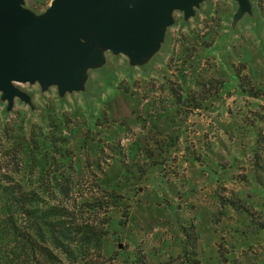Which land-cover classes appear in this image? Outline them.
I'll use <instances>...</instances> for the list:
<instances>
[{"label": "rangeland", "instance_id": "374dc122", "mask_svg": "<svg viewBox=\"0 0 264 264\" xmlns=\"http://www.w3.org/2000/svg\"><path fill=\"white\" fill-rule=\"evenodd\" d=\"M50 1L23 0V6L38 15ZM249 1L248 10L241 14L236 0H200L187 18L182 11H174L172 23L166 26L157 48L136 64L122 54L101 49L103 58L98 65L83 68L85 76L81 86L65 93L64 103L58 101L55 85L45 90L37 82L15 85L31 98L36 110L62 111L78 127V137L71 139L68 148L74 152L73 164L80 183L77 194L81 195L92 191V172L99 179L100 170H107L108 165L117 162L111 151V138L117 136L119 146L128 149L133 136L139 132L140 124L133 120L136 99H143L147 94L148 100L165 99L169 105L168 92L160 86L161 82H170L168 88L181 87L183 96L194 95L201 103L198 109L182 107L187 115L184 126L190 130L189 138H196L200 143L193 147L207 154L203 142L214 144L215 152L228 164L231 159L236 160L235 167L213 176L205 165L187 164L180 158L178 175L169 173L168 178L175 182L180 194H185L179 199H186L179 200L166 189L162 190L174 198L173 202L181 201L188 207L178 208L177 217L164 208V203L158 202L153 195L155 187L150 183L138 186L139 194H132L131 190L130 200L119 204L120 208L108 210L107 215L114 220L119 217L128 220L118 249L123 246L137 252L145 258V264L157 261L182 264L184 259L179 255L184 237L179 224L190 219L198 237L191 250H198V255L187 253V256L198 258L197 264H264V231L256 225L264 224V150L257 147L258 161L253 155L257 139L261 137L264 145V0ZM241 64L245 69L242 74L249 78L246 89L253 88L251 92L255 91L259 97L242 95L236 87L231 69H240ZM149 82L152 85H147L145 90L143 84ZM6 104L0 93V124L17 121L19 113L28 119L26 127L29 121L32 125L40 124L38 116L31 114L30 106L21 99H14L9 112ZM142 104L143 101L139 107ZM179 118L176 116V120ZM103 119L107 120V126H88L91 121L100 125ZM119 122L124 127H118ZM114 127L116 134L108 130ZM240 176L246 180H237ZM92 194H87L86 200ZM239 196H247L250 204ZM220 198H234L239 208L231 207ZM165 200L170 201V197ZM241 207L247 208L251 216L240 210ZM99 215V219H104ZM77 216L90 218L87 212ZM9 249L10 246H2L0 253H7ZM14 264L22 263L14 260ZM112 264L120 263L114 260Z\"/></svg>", "mask_w": 264, "mask_h": 264}, {"label": "trees", "instance_id": "16d2710c", "mask_svg": "<svg viewBox=\"0 0 264 264\" xmlns=\"http://www.w3.org/2000/svg\"><path fill=\"white\" fill-rule=\"evenodd\" d=\"M243 71L242 64L240 69H231L239 92L259 97L255 91L251 92L253 88L246 89L249 78L242 74ZM167 84L161 82L160 87L168 92L169 105H166L165 99L159 102L148 100L147 94L143 99H136L133 120L139 122V132L133 136L128 149L119 146L117 136L111 138V151L117 162L108 165L107 170H100L102 177L99 179L92 172L93 194L90 200L85 198L90 192L77 194L80 183L73 164L74 152L68 145L72 138L78 137V127L66 114L52 108L39 112L29 97L31 114L38 116L40 124L32 125L29 121L26 127L28 119L20 113L17 114V121L0 124V233L3 234L0 247L10 246V252L0 253V264H14V260L22 264H112L114 260L120 264H145V258L137 252L123 246L118 249L122 230L128 220L120 217L114 220L107 215L108 210L120 208L119 204L130 200L131 190L134 192L132 194H139L138 186L150 183L155 187L153 195L157 201L164 203V208L173 211L172 215L177 217L178 208L185 210L188 207L181 201L173 202L174 198L162 190L166 189L177 199L185 195L180 194L175 182L168 178L169 173L174 177L178 175L180 158L187 164L205 165L213 176H220L235 167L236 160L231 159L228 164L221 154L215 152L214 144L203 142L207 154L195 150L193 146L200 143L194 140L196 138H189L190 130L184 126L187 115L182 107L198 109L201 103L194 95L183 96L181 87L175 90L173 86L168 88ZM147 85L151 86L152 82L143 84L145 90ZM204 86L200 84V87ZM57 98L59 102H65V94L60 96L57 92ZM141 101L143 104L139 107ZM11 108L7 109L6 104L8 112ZM176 116H180L179 120H176ZM101 122L96 125L91 121L88 126L101 128L108 125L106 119ZM71 125L73 127L70 128ZM124 125L118 123V127ZM108 130L117 133L115 127ZM260 139L256 140L253 152L257 161V147L264 150ZM208 153L211 154L210 158ZM154 179L155 183H151ZM230 179L236 178L230 176ZM237 180L245 181L246 178L240 176ZM165 197H170V201H166ZM234 198L220 200L239 208ZM239 198L250 204L246 201L247 196ZM184 199L186 197L179 200ZM240 210L251 216L247 208L241 207ZM83 212L90 214L88 220L77 216V213ZM99 212L104 219H99ZM179 225L184 237L182 254L179 255L184 259L182 264H197L198 258L195 260L187 256V253L198 255V250H191L197 237L195 225L191 219ZM256 225L264 231L263 223ZM189 243L190 247L187 245ZM156 264L164 263L157 261Z\"/></svg>", "mask_w": 264, "mask_h": 264}, {"label": "water", "instance_id": "95a60500", "mask_svg": "<svg viewBox=\"0 0 264 264\" xmlns=\"http://www.w3.org/2000/svg\"><path fill=\"white\" fill-rule=\"evenodd\" d=\"M200 0H51L36 15L23 0H0V93L12 107L29 104L16 84L51 85L61 96L79 89L85 66L98 65L102 50L131 63L147 58L173 20L174 11L192 15ZM238 13L250 6L236 0Z\"/></svg>", "mask_w": 264, "mask_h": 264}]
</instances>
